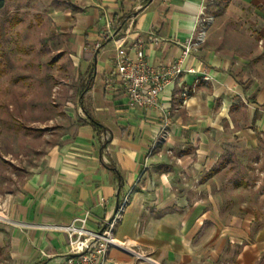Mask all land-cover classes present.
I'll return each mask as SVG.
<instances>
[{"label":"crops","instance_id":"obj_1","mask_svg":"<svg viewBox=\"0 0 264 264\" xmlns=\"http://www.w3.org/2000/svg\"><path fill=\"white\" fill-rule=\"evenodd\" d=\"M213 1L60 0L45 13L49 31L64 38L60 52L71 60L74 89L58 141L4 197L10 224L0 228V248L7 245L10 264H61L67 235L54 227L89 211L87 228L98 231L124 198L114 230L124 248L111 247L108 264H148L136 253L157 264L264 259V222L228 213L210 186L218 166L228 165L222 154L232 146L255 150L264 141V0H225L214 18L207 11ZM208 16L202 40L183 63L195 73L170 83L159 108L132 105L115 81L117 48L131 60L142 50L153 68L172 64ZM237 22L249 36L238 39L232 31L223 39L222 28ZM184 88L190 92L181 103Z\"/></svg>","mask_w":264,"mask_h":264},{"label":"rangeland","instance_id":"obj_2","mask_svg":"<svg viewBox=\"0 0 264 264\" xmlns=\"http://www.w3.org/2000/svg\"><path fill=\"white\" fill-rule=\"evenodd\" d=\"M224 1L214 0L208 13H224ZM0 9V228L10 224L3 212L6 192L16 187L58 141L68 122L64 113L74 89L71 60L64 50V38L50 32L45 13L60 0H3ZM223 31L228 37H246L242 23ZM251 37V36H250ZM249 38V37H247ZM244 40L249 42V39ZM72 101V99H71ZM74 105L76 102L72 101ZM230 148V147H229ZM223 155L215 176L217 204L228 213H248L264 222V141L255 150L232 146ZM225 152V151H224ZM215 184V185H214ZM214 185V186H213ZM215 188V189H216ZM214 200V198H212ZM225 207V208H224ZM3 231L0 229V232ZM0 248V264H10L8 247ZM258 264H264V259Z\"/></svg>","mask_w":264,"mask_h":264},{"label":"built area","instance_id":"obj_3","mask_svg":"<svg viewBox=\"0 0 264 264\" xmlns=\"http://www.w3.org/2000/svg\"><path fill=\"white\" fill-rule=\"evenodd\" d=\"M211 20L212 17L210 16L198 20L199 31L195 38L196 40L188 42L182 51L181 57L172 64L153 68L146 62L142 50H134L135 59L131 60L123 48H117L114 58L115 81L117 76V81L125 88L128 100L132 105L149 110L159 108L160 95L170 83H173L183 73H195L194 69H183V63L190 49L202 40L206 25ZM104 22L108 28V20L105 19ZM203 79L207 80V77L204 76ZM189 92L190 90L187 88L181 91V103L186 102ZM167 118L168 114L164 110L165 124ZM126 205L127 199L124 198L114 213L103 221L98 231H92L87 228V223L90 219L89 211H84L66 225L54 227L67 235V255L61 264H108L106 258L108 250L111 247L124 248L123 243L118 242L114 238V230ZM2 217V220H4L3 215ZM134 255L138 261L157 264L140 253Z\"/></svg>","mask_w":264,"mask_h":264},{"label":"trees","instance_id":"obj_4","mask_svg":"<svg viewBox=\"0 0 264 264\" xmlns=\"http://www.w3.org/2000/svg\"><path fill=\"white\" fill-rule=\"evenodd\" d=\"M130 1H133V0H130ZM149 0H144V5L148 2ZM3 0H0V9L3 7ZM127 17H128V14H125V15H123V16H121L119 19H117V21H116V25H115V32L117 31V30H120L121 28H122V26L125 24V22H126V19H127ZM116 34V33H115ZM106 40H108V39H105V41ZM93 128H94V130L98 133V131H99V127H98V125L96 124V123H93Z\"/></svg>","mask_w":264,"mask_h":264},{"label":"water","instance_id":"obj_5","mask_svg":"<svg viewBox=\"0 0 264 264\" xmlns=\"http://www.w3.org/2000/svg\"><path fill=\"white\" fill-rule=\"evenodd\" d=\"M151 1H152V0H149L146 4H149ZM136 12H137V11H135L134 13H132L131 16L134 17V16L136 15Z\"/></svg>","mask_w":264,"mask_h":264},{"label":"bare ground","instance_id":"obj_6","mask_svg":"<svg viewBox=\"0 0 264 264\" xmlns=\"http://www.w3.org/2000/svg\"><path fill=\"white\" fill-rule=\"evenodd\" d=\"M3 217H2V214L0 213V219H2Z\"/></svg>","mask_w":264,"mask_h":264}]
</instances>
